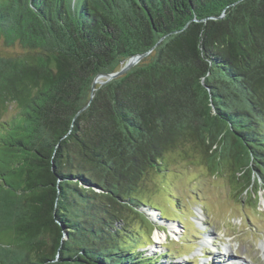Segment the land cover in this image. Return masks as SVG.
Wrapping results in <instances>:
<instances>
[{"label":"trees","instance_id":"16d2710c","mask_svg":"<svg viewBox=\"0 0 264 264\" xmlns=\"http://www.w3.org/2000/svg\"><path fill=\"white\" fill-rule=\"evenodd\" d=\"M0 40V264H164L128 224L173 152L264 184V0H0Z\"/></svg>","mask_w":264,"mask_h":264},{"label":"rangeland","instance_id":"374dc122","mask_svg":"<svg viewBox=\"0 0 264 264\" xmlns=\"http://www.w3.org/2000/svg\"><path fill=\"white\" fill-rule=\"evenodd\" d=\"M23 53L20 46L7 47L0 40L1 56ZM15 112L10 105L2 120ZM165 166L166 171L145 178L138 195L148 206L143 212L149 222L129 219L128 230L143 251L169 254L159 255L164 264H223L227 258L264 264V184L241 195L242 186L231 173L214 174L197 157L179 152L168 154ZM157 234L166 239L157 240Z\"/></svg>","mask_w":264,"mask_h":264},{"label":"water","instance_id":"95a60500","mask_svg":"<svg viewBox=\"0 0 264 264\" xmlns=\"http://www.w3.org/2000/svg\"><path fill=\"white\" fill-rule=\"evenodd\" d=\"M148 54H144V55H139V56H135L132 57L124 66L123 68L113 74H109V75H99L96 80H95V84L97 83H107L110 82L114 79L120 78L122 76H124L126 73H128L134 66H136L142 59H144ZM105 79V81H103ZM94 89V87H93Z\"/></svg>","mask_w":264,"mask_h":264},{"label":"bare ground","instance_id":"6f19581e","mask_svg":"<svg viewBox=\"0 0 264 264\" xmlns=\"http://www.w3.org/2000/svg\"><path fill=\"white\" fill-rule=\"evenodd\" d=\"M174 229H175V227H174ZM155 237L159 241H163V240L166 239V235H164V234H161V235L160 234H157ZM225 255H228V254H225Z\"/></svg>","mask_w":264,"mask_h":264}]
</instances>
